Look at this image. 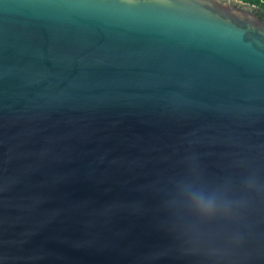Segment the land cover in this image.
Masks as SVG:
<instances>
[{
	"label": "water",
	"instance_id": "obj_1",
	"mask_svg": "<svg viewBox=\"0 0 264 264\" xmlns=\"http://www.w3.org/2000/svg\"><path fill=\"white\" fill-rule=\"evenodd\" d=\"M254 8L0 0V264H264Z\"/></svg>",
	"mask_w": 264,
	"mask_h": 264
},
{
	"label": "clouds",
	"instance_id": "obj_2",
	"mask_svg": "<svg viewBox=\"0 0 264 264\" xmlns=\"http://www.w3.org/2000/svg\"><path fill=\"white\" fill-rule=\"evenodd\" d=\"M196 207L205 213H211L215 210V203L211 199H205L203 196L195 200Z\"/></svg>",
	"mask_w": 264,
	"mask_h": 264
},
{
	"label": "trees",
	"instance_id": "obj_3",
	"mask_svg": "<svg viewBox=\"0 0 264 264\" xmlns=\"http://www.w3.org/2000/svg\"><path fill=\"white\" fill-rule=\"evenodd\" d=\"M257 8V13L264 18V0H241Z\"/></svg>",
	"mask_w": 264,
	"mask_h": 264
},
{
	"label": "flooded vegetation",
	"instance_id": "obj_4",
	"mask_svg": "<svg viewBox=\"0 0 264 264\" xmlns=\"http://www.w3.org/2000/svg\"><path fill=\"white\" fill-rule=\"evenodd\" d=\"M254 7H255V6H254ZM254 10H255V12H256V11H257V8L255 7ZM256 13H257V12H256ZM257 14H258V13H257ZM258 15H259V14H258ZM259 16H260V15H259ZM260 17H261V16H260ZM263 19H264V18H263Z\"/></svg>",
	"mask_w": 264,
	"mask_h": 264
}]
</instances>
